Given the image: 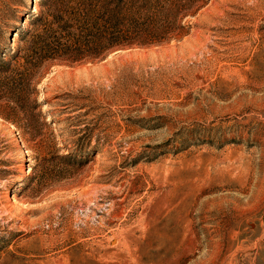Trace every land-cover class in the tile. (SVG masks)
<instances>
[{
    "label": "rangeland",
    "instance_id": "rangeland-1",
    "mask_svg": "<svg viewBox=\"0 0 264 264\" xmlns=\"http://www.w3.org/2000/svg\"><path fill=\"white\" fill-rule=\"evenodd\" d=\"M67 2L0 0V81L72 55L0 86V264H264V0Z\"/></svg>",
    "mask_w": 264,
    "mask_h": 264
},
{
    "label": "trees",
    "instance_id": "trees-1",
    "mask_svg": "<svg viewBox=\"0 0 264 264\" xmlns=\"http://www.w3.org/2000/svg\"><path fill=\"white\" fill-rule=\"evenodd\" d=\"M121 2H123V0H91L89 5L85 8L83 6L85 1L83 0H68V5H66L64 12H62L63 14L61 13L62 15L59 17L60 20H65L58 21V30L65 32L68 30L66 26L79 25L80 28H84V30H90L92 33V30L96 28L100 21H102L101 10H103V16H108V19L106 20L111 26V23H115L114 20L117 17V12L113 9L115 8V5L120 4ZM69 3L72 4L69 5ZM43 40H40L36 46L28 51L25 60L26 63H23L22 71L19 73L20 76L16 77L15 75H6L0 81V86L4 87L8 91L14 92L17 95L21 94V98H25L27 100L29 92L27 91L24 93L23 91L28 90V85H30L35 71L43 64V62L46 60L64 58L66 55H71V51L69 49L70 46L61 45L59 43L50 45L45 40ZM115 40L116 39H113V37H108V44H113ZM85 43L86 42H84L82 51H85L86 49H99L104 46L103 42L96 40L93 41V44L90 43L89 45H85ZM79 51H81V48H79ZM33 56H35V58L31 60L30 57ZM16 57L17 55H13L11 61L16 60ZM16 71L17 70L15 67H11L10 63L0 61V73L5 72L15 74Z\"/></svg>",
    "mask_w": 264,
    "mask_h": 264
},
{
    "label": "bare ground",
    "instance_id": "bare-ground-1",
    "mask_svg": "<svg viewBox=\"0 0 264 264\" xmlns=\"http://www.w3.org/2000/svg\"><path fill=\"white\" fill-rule=\"evenodd\" d=\"M21 149V148H20Z\"/></svg>",
    "mask_w": 264,
    "mask_h": 264
}]
</instances>
